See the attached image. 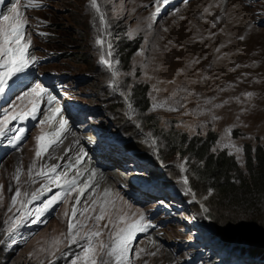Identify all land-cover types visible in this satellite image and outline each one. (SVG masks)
Masks as SVG:
<instances>
[{
    "label": "rangeland",
    "instance_id": "obj_1",
    "mask_svg": "<svg viewBox=\"0 0 264 264\" xmlns=\"http://www.w3.org/2000/svg\"><path fill=\"white\" fill-rule=\"evenodd\" d=\"M7 2L13 4L14 0ZM36 2L43 4L44 8L23 10L22 1L18 5L27 20L24 40L30 38L32 56L42 59L55 58L42 64L38 71L55 72L65 79L63 93L71 104L69 113L79 106L89 110L92 107L101 125H107L111 129L116 123L132 125V118L127 116L124 106L119 107L120 113L113 111L117 107H109L111 98L114 97L112 103L115 104V101L119 100L117 96L129 99V95L135 96L144 92L146 107L139 113V118L135 119L137 127L143 129L146 136L155 135L159 145L163 143L159 138L162 136L168 138L170 144L174 143L175 147V152L169 150L163 156L161 169H157L156 164L146 158L152 168L149 180L161 178L165 186H162V191L155 185L154 191L160 195L156 198L150 196L144 206L140 207V202L129 196L120 195L117 191L119 180L111 178L108 187L109 190L111 188L108 194L110 198L106 199L99 191L95 194L86 192L80 196V202L76 205L78 209L90 206L93 200L100 203L107 200L110 203L106 207L113 220L117 215L123 214L137 219L139 212L145 213V207H149L153 199L165 198L166 204L174 198L184 201L187 195L182 183L187 170H181L183 177L178 178L171 176L170 171L176 172L173 168L176 170L178 167H187L188 163L194 169L201 168V163L193 161L192 150L187 148L198 140L208 139L211 154L218 156L224 153L236 162L237 169L247 172V165L244 164L245 153H250L254 162L256 150L264 144V25H260L264 22V0H259L258 3H253L252 0H191L190 3L173 9L169 2L164 3L163 0H97L105 23L99 20V14L91 7L90 0ZM12 4L4 8L5 14ZM162 7L170 10L163 15L162 20L156 21L155 11ZM98 38L105 44L98 45ZM52 44L68 57L59 59L63 54L58 55V51L49 49L48 46ZM116 45L122 46L126 51L121 55V63ZM102 55L111 62V68L101 63ZM113 71L118 73L115 78L118 81L116 89L110 86ZM28 89L25 88L13 96L5 105V111L30 110L31 97L17 100V97H22ZM247 93L253 94L251 98ZM14 104L15 108L12 107ZM160 104L163 106L153 107ZM44 112L39 111V118L45 123L27 132V138L18 150H7L13 120L7 123L3 134L0 135L3 138L0 144V185L3 186L0 191V241H3L0 242V264H72L76 255L82 251L81 245L85 241L68 243V221L72 219L84 223L81 234L94 230V216L99 212L100 203L95 206V212L90 208L88 213L80 215L78 211L73 217L72 206L78 191L73 192L66 203L59 202L43 215H35V209L42 201L57 191L63 192V189H57L54 184L48 183L44 176L37 175L39 170L47 171L51 165L54 166L55 157L51 156L54 149L56 151V144L50 145L39 157L36 156V138L49 131V116ZM84 115L89 118L90 112L86 111ZM111 116L114 120H111ZM2 118L3 116L0 117ZM61 118L65 119L63 115H56L52 124ZM146 119H149L148 125H145ZM85 126L88 124L77 125L72 134L65 131L59 144L72 135L74 144L80 141L79 145L92 143L93 147H100L101 138L93 137L92 128L84 131ZM172 134L177 137H172ZM127 135L131 136V133L128 132ZM146 136L142 138L143 141ZM129 142L127 145L134 154L143 156L141 151L136 149V144L130 139ZM237 148L242 150L238 152ZM58 150L61 152L62 148L59 147ZM78 152L77 149L72 150L61 163L62 155L56 154V166L60 163L57 174L63 173L66 161L75 160ZM33 164L35 166L30 179L28 169ZM18 169L19 183L14 179ZM72 173L73 171L70 172ZM236 183L239 184V181ZM44 184L52 191L27 204V210L33 215L26 217L19 229L9 236L6 231L8 225L4 222L11 216L19 215V204L11 212L8 211L16 188L19 187L21 193H28L30 198L31 193ZM205 188L206 186L202 185L198 195L210 205L215 222L218 227H222L219 232L227 240L225 243L218 240V244H226L236 249L243 248L235 242H229L234 241L229 238L232 236L229 229H239L237 235H255L251 230L255 226L251 225L249 216L245 214L246 209L239 208L227 200H216L215 191ZM163 192L167 195H161ZM21 198L18 197V200ZM133 213L136 215L133 216ZM194 215L190 222L196 226L198 214L194 211ZM89 216L93 219H88ZM171 217L173 219L162 229L149 232L155 235L151 240L147 239L149 233L143 236L141 232L136 233V241L133 240L130 245L129 264H182L186 258L185 250L180 246H171L172 242L181 246L187 244L188 248L190 244H194L193 241L200 242L203 238L194 237L195 231L186 221L180 220L177 213ZM106 223L107 216L105 220L100 221V228ZM124 224L122 221L119 226L123 227ZM212 224L205 222L196 232H216ZM110 230H114L111 225L103 228L99 239L109 242ZM261 232H264L263 228ZM54 238L63 240V243L58 245V250L53 246ZM211 238L215 239L213 236ZM215 244L211 241L212 246ZM140 249L143 251L137 255ZM259 249L263 253L258 252ZM245 250L243 253L251 257L253 264H264V243L256 239L252 246Z\"/></svg>",
    "mask_w": 264,
    "mask_h": 264
},
{
    "label": "snow or ice",
    "instance_id": "obj_2",
    "mask_svg": "<svg viewBox=\"0 0 264 264\" xmlns=\"http://www.w3.org/2000/svg\"><path fill=\"white\" fill-rule=\"evenodd\" d=\"M3 2V0H0ZM164 3H167V0H163ZM21 0H14L12 7L8 10V13L0 12V95L5 94V90L9 87V81L17 76L18 73H22L28 68L31 64L37 62L35 56H30L28 49L31 46L30 38L26 41L25 37V25L27 20L24 17V13L20 11L18 5H20ZM91 7L99 14L100 20L102 23H105L104 15L97 3V0H90ZM39 3L36 0H24L23 7H39ZM97 44L102 45L103 41L97 39ZM111 55V53H108ZM101 63L107 65L109 68L112 67L111 62L101 56ZM118 76V73L113 71V81L110 83L114 89L118 87V81L115 79ZM45 95L47 96V103H51L56 99L55 96L49 93V90L45 88L42 84H35L33 87L29 88L26 92L23 93L22 97H17V100H22L24 98L31 97L32 107L28 112H13L9 110L3 115V118L0 119V135L3 134L4 127L12 120H23L27 116L31 115L32 118H35V113L38 110V103L44 99ZM249 98L253 95L252 93L246 94ZM163 106L154 105L153 107ZM13 108L16 107L14 104ZM61 108H56L51 112V115L47 118L48 122H51L55 119L56 115L61 113ZM45 123V121H41ZM68 121L61 118L59 120V127L53 133H48L38 136L37 139V152L36 156L39 157L42 151H46L47 148L54 143L59 142L62 134L67 131ZM18 132L22 133L23 129H17ZM230 132V129L228 130ZM52 137L48 139V137ZM21 137L18 136L17 139ZM232 147H236L232 145ZM242 149L237 148V151ZM83 153V149H81ZM80 162V156L77 157V164ZM35 164L31 165L28 169L29 177L31 179L33 168ZM56 165L52 166L47 171L43 169L37 172V175L44 176L48 183L54 184L57 189H63V192L57 191L50 198L42 201L39 207L35 209V215L37 217L43 215L49 209L53 208L59 202H67L68 198L72 196L73 192L78 191V195L75 197V202L72 206V216L75 217L79 211L80 215L88 213L90 208L92 212H95V206L97 203H100L98 200H93L90 206L84 207L82 210L76 207V204L80 202V195H82L85 189L89 186L88 183H84L78 188L77 177L81 174L77 172L76 176H73L71 179L67 178V173L57 174ZM69 167H75V165H70ZM95 176L93 171L89 176V181ZM63 182L61 183V178ZM20 170L18 169L14 179L19 183ZM35 182V181H32ZM185 184L188 183L187 177L183 179ZM3 186L0 185V191H2ZM52 189L48 187L47 184L41 185L40 189H37L35 192L31 193L29 198L28 193H21L19 187L16 188L15 194L11 197V203L9 205L8 211L11 212L13 208L19 204L17 211L19 212L18 216H11L5 220V224L8 225L6 231L11 236L15 231L19 229L21 224L24 223L26 217L33 215L32 212L27 210V204H30L32 201L39 199L41 196H44L46 193L51 192ZM108 189H105V196L108 193ZM187 191L191 193V189L188 188ZM18 197H22L18 200ZM194 197V194H193ZM122 199V198H121ZM0 200H2V195H0ZM110 202L104 200L100 203L99 212L94 216L95 226L94 230H89L81 234V229L84 227V223L81 221H76L70 219L68 221V233L67 240L69 244L77 243L79 240H84L85 243L81 245L82 251L76 255V258L72 261V264H129V251L130 245L133 239L138 232H144L147 228L152 227L151 223H145V215L143 212H139V217L137 219H132L127 214L117 215L116 219L113 220L111 215L108 212L106 205ZM207 211V209H205ZM67 216V212H65ZM133 216L136 214L133 213ZM106 216L108 217V223H106L103 228H108L109 225L112 226V229L109 231V242H105L99 239L102 236L103 228H100V221L105 220ZM88 219H93L92 216H89ZM124 221L125 224L123 227H120V222ZM86 223V221H85ZM63 235V234H62ZM3 242V241H0ZM13 242H15L13 240ZM63 243V240L60 238L53 239V246L58 250V245ZM43 250V249H42ZM143 251L140 249L137 251ZM154 255V253H153Z\"/></svg>",
    "mask_w": 264,
    "mask_h": 264
},
{
    "label": "trees",
    "instance_id": "obj_3",
    "mask_svg": "<svg viewBox=\"0 0 264 264\" xmlns=\"http://www.w3.org/2000/svg\"><path fill=\"white\" fill-rule=\"evenodd\" d=\"M48 47L49 49H54L55 51H58L59 52L58 55L63 54L62 50L56 47V45L54 44ZM116 47L118 51V59L121 63L123 59L121 55L122 53L125 54L126 51L120 45H116ZM66 57H68V55L63 54L62 57L61 56L59 57V59ZM144 95H145L144 92L142 94L141 93L137 95L135 94V96L129 95V97L133 101V106L137 113L138 118H139L138 111L141 112V110L144 107H146L147 100L144 99ZM113 98L114 97L111 98V104L109 107L110 108L113 107V109L117 107L113 111L120 113L119 107H123L124 105L121 100H117L115 101V104H113L112 103ZM114 105H118V106H114ZM148 123H149V119H146L145 125H148ZM123 127L124 130H121L120 128L118 129V131L125 134V136L128 139H130L132 143H135L136 147L139 148L141 153L149 159L155 158L159 163H161V161H163V156L165 155V153H167L169 150L175 152L174 143L170 144L168 142L169 141L168 138L166 137L163 138L162 136L160 137L157 136L163 141V143L159 145L155 137L151 135L153 137L151 144L149 141L146 142L142 141L143 129L138 128L136 124L123 125ZM128 132L131 133V136L129 137L127 136ZM172 137H177V136H175V134H172ZM187 148L192 150V152L194 153L193 161L195 163H201V168L197 167L198 169L197 168L194 169L192 168L190 163H188L187 167H178L176 170L173 168V170L176 171V172L171 171L173 173V176L175 178L183 176L180 174L181 170L187 169L185 177H187V180L191 178L190 180H188V186L191 189V192L194 194V197L199 199V201L201 198L197 196L196 191H198L201 188V186L204 185V187L206 186L205 190L211 188L215 191L216 200H227L229 203H233L239 208L240 207L245 208L246 209L245 214L249 216L251 225L255 226L254 229H251L253 233H255V235L253 236L250 234L237 235L236 233L239 229L234 230L235 228L229 229L230 235H235V237H242L246 235L249 238L255 240L258 239L260 242H264V238H263L264 232H261V229L262 228L264 229V144L263 146H261L259 149L256 150L254 162L251 160L252 158L250 156V153L249 154L245 153L246 157L244 164L247 165L248 168L247 172H242L241 170L237 169L236 162L233 161L231 157L225 156L224 153L218 156L211 154L209 149L208 139H206L205 141L198 140L193 144H190ZM199 170H201L200 172L202 173H200ZM207 179H211V180H207ZM236 181H239V184L236 183ZM195 185L197 187H195ZM201 205L203 208L202 211L203 216L207 220H209L210 224L212 223L214 224V225L212 224V226L214 231H216L213 232L214 236L209 234L210 232H208V235L210 238L211 236L215 237V239H213V243L218 244L220 242L218 241L217 235L220 234L219 232L220 230L222 231V227H218L217 223L215 222L212 213L210 211L211 210L210 205L204 200L202 201V199H201ZM205 209H207V211H205ZM221 235L223 236V238H226L223 234ZM257 251L263 253L260 249ZM235 252L241 253V250L237 249ZM223 253L224 251H222V249L221 250L214 249L211 256L216 258V257H220ZM228 253L233 254L234 252L232 249H230Z\"/></svg>",
    "mask_w": 264,
    "mask_h": 264
},
{
    "label": "bare ground",
    "instance_id": "obj_4",
    "mask_svg": "<svg viewBox=\"0 0 264 264\" xmlns=\"http://www.w3.org/2000/svg\"><path fill=\"white\" fill-rule=\"evenodd\" d=\"M188 3H190V1H188L187 2V4ZM8 6H10V5H8ZM7 8V7H6ZM5 8V9H6ZM5 9L3 10V12L2 13H4V11H5ZM94 16V15H93ZM96 17V16H95ZM99 19V18H98ZM100 20V19H99ZM101 21V20H100ZM98 22V21H97ZM89 23H90V21H89ZM93 24V23H92ZM100 24V23H99ZM109 28V27H108ZM101 31V30H100ZM104 33V32H103ZM96 34V33H95ZM109 35V34H108ZM104 36V35H103ZM109 42V41H108ZM105 44V43H104ZM103 44V45H104ZM108 48V47H107ZM117 65V64H116ZM115 68V67H114ZM116 72V71H115ZM23 93V92H22ZM21 94V93H20ZM15 95V94H14ZM13 95V96H14ZM13 96L11 97V98H13ZM135 102V101H134ZM45 108H47V110L44 112V113H46L47 114V116H50L51 115V112L54 110L53 109V107H50V106H47V105H45L44 106ZM162 107V106H161ZM126 111V110H125ZM57 121H55V123H56ZM53 123V120L50 122V125H49V131H48V133H53V132H55L56 131V129L59 127V121L56 123V125L54 126V124H52ZM69 129V126H67V130ZM72 132H74V131H72ZM47 133V134H48ZM67 133V132H66ZM69 134V133H68ZM72 134V133H71ZM63 136H64V133L62 134V136H61V138H63ZM128 137H129V135H127ZM52 137H48V139H51ZM60 138V140H62ZM66 138V137H65ZM73 139H74V137L72 136V135H70L68 138H66V139H64V142L62 143V144H59V142H57V143H54V144H51L52 146L53 145H55L56 144V151H55V149H54V153L52 154V156L51 157H55V159L53 160V165H56V163H57V161H58V156H56V154H60V155H62V158H61V160H60V163L62 162V161H64L66 158H67V156H69V154H70V152L72 151V150H76L77 149V151H79L78 152V154H77V157L78 156H80V162L77 164V157H76V159L75 160H73L72 162L71 161H66L67 162V165L63 168V173H67V178L68 179H71L73 176H76L77 175V172H79V173H81L78 177H77V180H78V184H79V186H82L84 183H88L89 184V186L85 189V191H84V193L83 194H86V192H88L89 194H95L96 192H98L99 191V193L103 196V197H105V189H108L109 190V186H110V180H111V175L109 174V173H106V172H104V171H102L101 169H100V167L98 166V167H95V164L94 163H96V161H97V159L95 158L96 157V155H94V154H92V157H93V159H88V157H86V154H84V153H81L80 151H81V149L83 148V147H85V144H81V145H79V142H77L76 144H74L73 143ZM75 140V139H74ZM25 141V140H24ZM23 141V142H24ZM82 141H83V139H82ZM22 142V143H23ZM89 142V141H88ZM101 142V141H100ZM22 143H20V145H19V147L21 146V144ZM61 143V142H60ZM81 143V142H80ZM130 143V142H129ZM92 144V143H91ZM134 144V143H133ZM58 145V146H57ZM62 146V147H61ZM132 146V145H131ZM59 147L60 148H62V151L60 152L58 149H59ZM136 149H139V148H136ZM53 150V149H52ZM50 152H52V151H50ZM74 152V151H73ZM138 154V153H137ZM59 155V156H60ZM140 157H141V155L140 154H138ZM196 156V155H195ZM52 161V160H51ZM50 161V162H51ZM145 161H146V163H147V159H145ZM60 163H59V165H60ZM59 165H58V167H59ZM70 165H75V167H69ZM147 165H148V163H147ZM149 167H150V165H148ZM52 167V165L49 167V168H51ZM57 167V168H58ZM198 169V168H197ZM73 171V173L72 174H70V172H72ZM95 172V176L91 179V181H89V176L91 175V173L92 172ZM201 170H199V172H200ZM200 173H202V172H200ZM62 174V173H61ZM70 174V175H69ZM194 175H195V173H194ZM116 176L117 177H119V175L118 174H116ZM140 177V176H139ZM63 177L61 178V183L63 182ZM133 179V176H131V175H128V176H126V180H127V182H130L131 180ZM191 178H189L188 180H190ZM193 179V178H192ZM206 179V178H205ZM204 179V180H205ZM202 180H203V178H202ZM116 181V180H115ZM202 184V183H201ZM199 186V185H198ZM170 187V186H169ZM176 187V186H175ZM194 187V186H193ZM195 187H197L196 185H195ZM94 188H96V189H94ZM171 188V187H170ZM110 190H111V188H110ZM109 190V191H110ZM109 191H108V193H107V195H106V199L107 198H110L109 197ZM160 192V191H159ZM189 193V192H188ZM79 194V193H78ZM82 194V195H83ZM196 194H197V196H199L198 195V191H196ZM196 194H195V196H196ZM82 195H80V196H82ZM162 195V194H161ZM177 196V195H176ZM182 197V196H181ZM111 198H112V195H111ZM201 198V197H200ZM204 200V199H203ZM202 200V201H203ZM104 202V201H103ZM76 203V202H75ZM78 204V203H77ZM76 204V205H77ZM16 208V207H15ZM180 219H184V218H186L185 216H182V217H179ZM190 224H191V222H190ZM262 228V227H261ZM177 234V233H176ZM201 235H204V236H208L209 237V235H208V232H205V233H202ZM155 235H149V236H147L148 238L147 239H150V238H152V237H154ZM193 236V235H192ZM233 239L235 238V235H232L231 236ZM217 238H218V240L220 241V240H222V239H225V238H223V236L221 235V234H218L217 235ZM242 238L243 239H239V238H237V240L238 241H240V242H243L246 246H248V247H250V246H252V244H251V242L248 240V236H246V235H244V236H242ZM151 240V239H150ZM190 240V239H189ZM199 241V240H198ZM151 242V241H150ZM194 242V241H193ZM207 242H209V241H207ZM212 242H213V240H212ZM260 243H264V242H260ZM154 246V245H153ZM247 247V248H248ZM158 249V248H157ZM237 249H233V252L234 253H240V252H235ZM256 250V249H255ZM241 252H246L245 250H241Z\"/></svg>",
    "mask_w": 264,
    "mask_h": 264
},
{
    "label": "clouds",
    "instance_id": "obj_5",
    "mask_svg": "<svg viewBox=\"0 0 264 264\" xmlns=\"http://www.w3.org/2000/svg\"><path fill=\"white\" fill-rule=\"evenodd\" d=\"M115 126H116V124H115ZM98 127L102 131V132H100L101 134L102 133H106L108 131L114 132L116 130L115 129L116 127L111 129V127H109L107 125L98 124ZM151 171H152V168H151ZM170 173H171V176H173V173L171 171H170ZM145 177H148V178L146 179V181L144 183H153L154 185H158V190H162L163 191L162 186H165V183L161 180V178L160 179H156V180H149V173L145 174ZM162 195L165 196V195H167V193L163 192ZM192 198H193V193H191L190 195H187V197H186V199H188V200H191ZM196 200L197 201L194 202V203L193 202L192 203L191 202L186 203L185 200L184 201H179V200H177L175 198L170 200V201H172V202H174V203H176L178 205V207L180 209V212H177L178 216L179 217H182V216L186 217V218L183 219V221H186L188 223V226L191 227V229H193L195 231L196 235H194V237L203 238V240L200 241V242L195 240L194 244H191V245H195V246H192L190 248H185L187 246V244L185 246H181V245H179L176 242H172L171 246L172 245L180 246L181 248H183L185 250L186 258L182 262V264H184L185 261L188 258H191V255L189 254V251L190 252H194L195 250L201 251V250H203L204 246H206V249H205L206 251L204 252V255L207 256L206 260H202V263L195 262L194 264H208V263H210V264H226L227 261H228L226 258H230V259H232V261H235V262L237 261L235 259H238V261H239L238 263H240V264H245L247 262H249L250 264H253V260H251V257H249L247 255V253H243V252H241L239 254L238 253H233V254L228 253L230 249L233 250V249H236V248H231V247L227 246L226 244H215L214 246H212L211 245V241L213 239H211L208 236H204V235L198 234L196 232V230L199 227H201L205 222H209V220L202 221L201 217L198 215V217H197V219H198L197 225L193 226V225L190 224V219H191L192 215H194V211L199 213L198 206H199V204L201 202L198 199H196ZM180 220H182V219H180ZM209 234L213 235L212 231H210ZM206 241H209L210 244L207 243ZM225 241H227V240L226 239L220 240L221 243H225ZM229 242H235V243L243 246V248H241L240 250H245L248 247L243 242H240L237 239H234V241L230 240ZM173 243H175V244H173ZM251 244H253V243H251ZM196 245H200V246H196ZM214 249H220V250L222 249V251H224V253L220 257H216V258L212 257L211 254L214 251ZM242 260H244V262H242Z\"/></svg>",
    "mask_w": 264,
    "mask_h": 264
},
{
    "label": "water",
    "instance_id": "obj_6",
    "mask_svg": "<svg viewBox=\"0 0 264 264\" xmlns=\"http://www.w3.org/2000/svg\"><path fill=\"white\" fill-rule=\"evenodd\" d=\"M229 238H232V237H229ZM237 238H239V239H243L242 237H235L234 239H237ZM248 240H249L251 243H253V242L255 241V239H252V238H248Z\"/></svg>",
    "mask_w": 264,
    "mask_h": 264
}]
</instances>
